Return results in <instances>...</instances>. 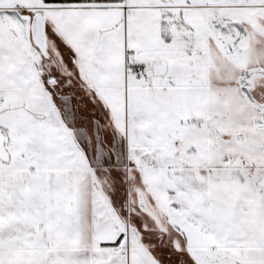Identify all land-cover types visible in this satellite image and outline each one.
Returning <instances> with one entry per match:
<instances>
[{"label": "snow or ice", "instance_id": "snow-or-ice-1", "mask_svg": "<svg viewBox=\"0 0 264 264\" xmlns=\"http://www.w3.org/2000/svg\"><path fill=\"white\" fill-rule=\"evenodd\" d=\"M0 264H264V0H0Z\"/></svg>", "mask_w": 264, "mask_h": 264}]
</instances>
